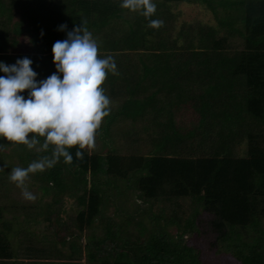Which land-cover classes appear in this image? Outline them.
I'll list each match as a JSON object with an SVG mask.
<instances>
[{"label": "trees", "instance_id": "16d2710c", "mask_svg": "<svg viewBox=\"0 0 264 264\" xmlns=\"http://www.w3.org/2000/svg\"><path fill=\"white\" fill-rule=\"evenodd\" d=\"M120 2L0 0V62L27 57L44 80L53 44L86 20L119 72L95 148L31 174L34 202L9 174L49 153L0 138V264H203L185 240L201 235L214 257L264 264V0H153L160 29ZM70 194L67 233L36 235L41 199Z\"/></svg>", "mask_w": 264, "mask_h": 264}, {"label": "clouds", "instance_id": "9594fccd", "mask_svg": "<svg viewBox=\"0 0 264 264\" xmlns=\"http://www.w3.org/2000/svg\"><path fill=\"white\" fill-rule=\"evenodd\" d=\"M119 7L144 17L148 28L164 26L163 20L151 19L157 10L153 0H121ZM86 24L82 21L67 32L66 39L53 44L56 72L44 80H36L38 74L27 57L11 65L0 62V72L5 74L0 76V138L49 153L27 167L11 169L9 181L29 202L36 200L26 185L30 175L52 169L61 159L72 164L70 149L77 146L75 157L83 160V150L95 148L97 131L111 111L102 85L109 73L119 75L117 64L111 55L99 56V44ZM66 29L62 24L57 30ZM25 90L27 98L21 95Z\"/></svg>", "mask_w": 264, "mask_h": 264}, {"label": "rangeland", "instance_id": "374dc122", "mask_svg": "<svg viewBox=\"0 0 264 264\" xmlns=\"http://www.w3.org/2000/svg\"><path fill=\"white\" fill-rule=\"evenodd\" d=\"M181 10H182V18L188 19L194 16H200L197 8L195 6L192 5H181ZM115 133H118V131H115ZM118 134H113L110 135V137L117 136ZM118 146V143H117ZM13 147V145L11 146ZM6 151V150H5ZM14 164H16V162H13ZM32 179H29L26 181V185L29 188L28 190L32 193L34 190V187H31V183H32ZM38 192V190H36ZM11 195H13L16 198H20L22 199L24 202H29L23 199L22 194H21V189H17L16 192L12 193L10 192ZM42 203H47V215L44 218H41L39 220V222L32 224L31 229L34 231V233H36V235H40L41 233H48L51 230H57L59 235H65L67 233V224H68V217L69 215H73V211H74V199L73 197L70 195H63L62 197H60L59 201L53 202L52 198L50 196H44L41 199ZM129 206L132 205V202L129 203L128 200L123 202V207L127 208ZM58 212V213H57ZM59 215V217H57V214ZM4 217L9 219L10 213H4ZM22 219V215H19L17 217V220L20 221ZM59 228V229H57ZM170 230H174V227H170ZM58 236V235H57ZM186 236V235H184ZM192 236V235H191ZM207 235H205L206 238ZM190 236H186L185 240L191 241L192 243H194L196 246H198L201 251H200V258L203 264H238L237 262H235L233 260V258L229 257V256H213L212 251H210L209 249L206 250L204 248V240L202 239V235L200 237L197 236H193L192 239L189 238ZM82 241L85 240L84 238V232H83V236L80 239Z\"/></svg>", "mask_w": 264, "mask_h": 264}]
</instances>
